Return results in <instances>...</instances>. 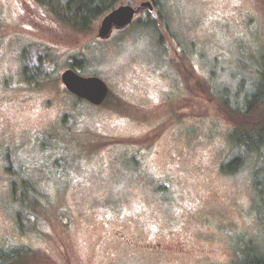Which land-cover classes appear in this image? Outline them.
<instances>
[{
  "label": "rangeland",
  "instance_id": "obj_1",
  "mask_svg": "<svg viewBox=\"0 0 264 264\" xmlns=\"http://www.w3.org/2000/svg\"><path fill=\"white\" fill-rule=\"evenodd\" d=\"M147 1L119 0L112 10L131 6L133 22L101 37L111 10L81 33L47 6H33L36 22L0 0V264H68L65 242L73 264H242L247 251L264 254V192L253 184L264 191V153L223 173L236 152L220 109L256 78L264 0H160V23ZM75 59L79 75L107 84L103 105L62 92ZM36 67L48 79L15 90ZM22 180L35 207L13 200ZM148 241L161 250H145Z\"/></svg>",
  "mask_w": 264,
  "mask_h": 264
},
{
  "label": "trees",
  "instance_id": "obj_2",
  "mask_svg": "<svg viewBox=\"0 0 264 264\" xmlns=\"http://www.w3.org/2000/svg\"><path fill=\"white\" fill-rule=\"evenodd\" d=\"M38 1L41 5L47 6L53 13L54 18L63 26L79 30L81 33H89V27L92 22L112 10L119 0H68L65 4H62L61 0ZM152 5L159 13L160 0H152ZM157 19L159 20L158 23L163 20L160 13ZM145 25L153 26L155 21L148 20ZM81 63L82 60L75 59L71 67L81 69ZM205 86L208 87L206 84ZM243 86L241 84L238 90H241ZM245 87L240 94L236 92L234 97H221L220 109L233 126L229 138L234 143L236 152V155L221 168L222 172L228 175L233 174L243 166L245 156L255 154L259 160L264 157V114L262 112L264 107V52L261 53L260 68L257 71L256 78L249 87L246 85ZM109 97H111L110 94H108V97L101 105ZM253 184L258 195L264 192L260 188L263 183L257 177H254ZM22 185L19 188L21 197L16 196L18 192L16 184L14 183L12 186L13 200L16 202L24 201V194L33 191L35 188L30 181L22 180ZM25 201L27 202L25 205L28 208L36 206L35 202H29L27 198H25ZM242 264H264V254L256 251H247Z\"/></svg>",
  "mask_w": 264,
  "mask_h": 264
},
{
  "label": "water",
  "instance_id": "obj_3",
  "mask_svg": "<svg viewBox=\"0 0 264 264\" xmlns=\"http://www.w3.org/2000/svg\"><path fill=\"white\" fill-rule=\"evenodd\" d=\"M141 7L149 12L154 11L150 1L142 3ZM135 14L136 11L131 6H120L111 10L101 21L99 35L107 37L113 27L123 29L129 26ZM60 80L70 94L93 106H100L109 94V88L102 79L96 76H81L72 69L65 70Z\"/></svg>",
  "mask_w": 264,
  "mask_h": 264
},
{
  "label": "flooded vegetation",
  "instance_id": "obj_4",
  "mask_svg": "<svg viewBox=\"0 0 264 264\" xmlns=\"http://www.w3.org/2000/svg\"><path fill=\"white\" fill-rule=\"evenodd\" d=\"M18 4H19V6H20V8H21V12L23 13V14H21V18L23 17V18H26L27 20H33V21H36L37 19H39V17H38V14L36 13V10L34 9L33 10V6H38V3H39V1L38 0H15ZM40 4V3H39ZM41 5V4H40ZM43 6V5H42ZM25 19V20H26ZM24 20V21H25ZM37 22V21H36ZM68 69H72V70H74L75 72H76V67H71V65H70V68H68ZM36 71H35V73H30V75H28V74H26V78H24L23 76H22V78H23V80L25 81V82H27L28 83V85L29 86H26V87H22V86H20L19 84H17V83H15V82H9V79H7V80H5L4 82H3V84H2V86L1 87H3L4 89L6 88V87H9L10 86V84H12V83H15V85L13 86V88H15V90L17 89V88H20V89H37L38 87H39V85H41V83H42V81L44 80V81H46L48 78L47 77H45V75H44V73L41 71V70H39V68L38 67H36V69H35ZM41 71V72H39V74L37 73V71ZM67 70V69H66ZM77 73V72H76ZM41 74H42V77H40L41 76ZM22 75V74H21ZM82 76V75H81ZM36 77H37V79H36ZM39 79V80H38ZM60 83H61V89L63 90L62 92L63 93H66V94H70L67 90H66V88H65V86L63 85V83L61 82V80H60ZM9 89H11V88H9ZM70 95H72V94H70ZM73 97H75L74 95H72ZM76 99H78L77 97H75ZM79 100H81V99H79ZM46 102V101H45ZM47 104H50V101H48V102H46ZM65 224H67L66 222L63 224V225H65ZM66 246H68L67 247V249L65 250V255H64V247H63V245H61V242H60V240H59V246L61 247H63L62 248V250H61V254H63L64 256H66L67 258H69V261H68V264H73L72 263V261H70V258H71V256H72V260H73V262H74V260H75V255H74V251H73V249L71 248V246L69 245V243L68 242H65L64 243ZM179 246V248H182V246L181 245H178ZM160 247V244L159 243H156V242H152V241H148L147 242V244H145L144 246H143V248H145V250H148V251H153V253H155V252H158V251H160L161 249H158Z\"/></svg>",
  "mask_w": 264,
  "mask_h": 264
}]
</instances>
